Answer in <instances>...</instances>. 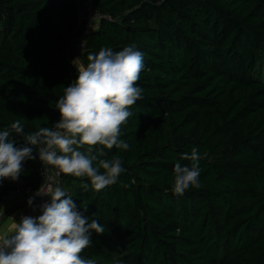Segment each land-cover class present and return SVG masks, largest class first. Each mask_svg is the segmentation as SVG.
Instances as JSON below:
<instances>
[{
  "label": "trees",
  "instance_id": "16d2710c",
  "mask_svg": "<svg viewBox=\"0 0 264 264\" xmlns=\"http://www.w3.org/2000/svg\"><path fill=\"white\" fill-rule=\"evenodd\" d=\"M93 3L113 20L87 38L82 63L101 48L135 44L144 54L143 99L121 128L129 148L93 149L122 160L115 184L95 191L87 177L62 179L77 210L105 227L91 232L82 257L96 264H264V0ZM78 22L76 0H0V131L18 119L25 134L59 121L56 103L77 78ZM12 138L24 144L21 135ZM229 140L232 161L220 159ZM193 147L201 155L200 187L176 195L174 165L190 167L181 155ZM36 151L20 175L34 187L42 167ZM12 188L9 179L0 182V198Z\"/></svg>",
  "mask_w": 264,
  "mask_h": 264
},
{
  "label": "clouds",
  "instance_id": "9594fccd",
  "mask_svg": "<svg viewBox=\"0 0 264 264\" xmlns=\"http://www.w3.org/2000/svg\"><path fill=\"white\" fill-rule=\"evenodd\" d=\"M87 60L86 66L75 65L77 78L64 88L56 103L60 119L53 127L25 134L18 119L0 131V182L18 180L23 162L35 158L34 149L45 174L51 167L56 176L87 177L95 191L115 184L125 171L118 156L102 159L104 152L94 154L93 149L97 145L129 148L120 139L121 128L133 115L129 109L143 99L137 82L144 69V54L133 44L120 51L101 48L98 53L89 54ZM13 133L23 137L22 146H16ZM200 159L195 147L190 154L181 155V160L192 164L174 165V194L183 195L190 187H200ZM83 187L87 190L88 184ZM35 195L51 199L39 206L41 215L21 216L11 233H0V264H96L81 253L92 244L91 232L102 234L104 225L95 219L89 222L60 186L43 184ZM28 204L33 205L32 198Z\"/></svg>",
  "mask_w": 264,
  "mask_h": 264
},
{
  "label": "built area",
  "instance_id": "2783aa9c",
  "mask_svg": "<svg viewBox=\"0 0 264 264\" xmlns=\"http://www.w3.org/2000/svg\"><path fill=\"white\" fill-rule=\"evenodd\" d=\"M78 3V16H79V31L74 36L72 42L73 56L71 59L72 65L75 70V59L79 61V64H83L81 60V54L86 50L87 38L92 32L98 30L104 20L112 21L113 17L110 14L102 13L95 8L93 0H76ZM65 175H55V170L49 167L47 173H44L43 166L40 169V186L34 187L29 185L22 177L18 180L12 181L13 188L7 191L0 198V220L13 210L15 215V222L19 221L21 216H33L38 217L42 214L40 205L44 202L50 201L49 196H36L37 190L44 184L45 186L51 184L53 186L62 187V179ZM33 199V205L29 206L28 200Z\"/></svg>",
  "mask_w": 264,
  "mask_h": 264
},
{
  "label": "crops",
  "instance_id": "0c3cea01",
  "mask_svg": "<svg viewBox=\"0 0 264 264\" xmlns=\"http://www.w3.org/2000/svg\"><path fill=\"white\" fill-rule=\"evenodd\" d=\"M14 209L16 208L13 207ZM13 209V210H14ZM6 214L1 220H0V233L9 232L11 233L13 230V224L15 223V215L14 211Z\"/></svg>",
  "mask_w": 264,
  "mask_h": 264
},
{
  "label": "rangeland",
  "instance_id": "374dc122",
  "mask_svg": "<svg viewBox=\"0 0 264 264\" xmlns=\"http://www.w3.org/2000/svg\"><path fill=\"white\" fill-rule=\"evenodd\" d=\"M75 65L79 64V61L77 59H75ZM260 72H261V76L264 79V63L262 64V66L260 67ZM232 140H229L228 143L226 144V146L223 148V151L220 155V159H225V160H230L232 161V154L229 150L230 144H231Z\"/></svg>",
  "mask_w": 264,
  "mask_h": 264
},
{
  "label": "water",
  "instance_id": "95a60500",
  "mask_svg": "<svg viewBox=\"0 0 264 264\" xmlns=\"http://www.w3.org/2000/svg\"><path fill=\"white\" fill-rule=\"evenodd\" d=\"M84 65V64H83Z\"/></svg>",
  "mask_w": 264,
  "mask_h": 264
}]
</instances>
